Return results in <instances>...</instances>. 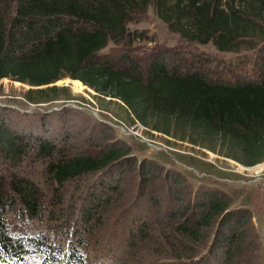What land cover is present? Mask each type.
<instances>
[{"label":"trees","instance_id":"obj_1","mask_svg":"<svg viewBox=\"0 0 264 264\" xmlns=\"http://www.w3.org/2000/svg\"><path fill=\"white\" fill-rule=\"evenodd\" d=\"M150 7L172 33L195 45L240 53L263 39L264 0H0V80L31 86L25 98L39 104L76 100L69 86L56 85L72 79L98 96L121 101L134 123L148 132L170 128L177 136H191L195 144L216 139L236 161L248 167L264 163V75L259 81L230 84L185 58L174 63L172 56L157 53L142 67L127 54L113 61L105 57L111 43L120 46L130 37L128 25ZM60 143L44 122L14 129L0 115V164L8 166L0 169V264H27L29 259L36 264H91L83 234L76 241H58L54 229L36 226L45 224L47 211L64 218L61 207L48 202L54 186L59 190L102 173L85 190L74 214L76 222L95 228L120 192V183L107 179L111 168L124 171L136 163L118 146L98 157H73ZM36 162L43 169L34 170ZM150 165L140 167L148 170ZM42 176L47 183L37 181ZM196 195L184 214L176 211L168 221L177 229L174 257L193 258L204 247L207 229L216 226L206 264H260L249 209L231 208L223 194L206 187ZM143 222L138 219L133 228L148 237L150 226ZM134 237L136 242L139 236Z\"/></svg>","mask_w":264,"mask_h":264},{"label":"rangeland","instance_id":"obj_2","mask_svg":"<svg viewBox=\"0 0 264 264\" xmlns=\"http://www.w3.org/2000/svg\"><path fill=\"white\" fill-rule=\"evenodd\" d=\"M128 28L131 35L123 44L111 43L104 51L108 60H117L127 54L146 67L154 54L161 53L172 56L174 63L181 58L195 66L199 62L201 71L230 84L259 81L264 75V35L260 41L253 42V49L240 53L221 52L212 44L185 42L169 30L153 7L145 16L134 18ZM73 81L66 79L56 85L69 86L76 100L35 104L25 98L31 86L2 79L0 115L14 129L44 122L63 142L60 145L66 144L73 157H98L113 145L126 150L136 164L124 171H117L118 166L111 168L107 179L120 183V192L114 197L113 207L97 220L95 228H85L74 220V214L85 190L91 183L98 182L102 173L86 175L59 190L54 186L48 202L61 207L64 218L57 219L47 211L45 224L42 227L37 225L36 230L54 229L58 241L60 238L76 241L81 236L79 234H83L91 264H192L200 260L206 264L216 226L207 229L204 247L201 246L193 258L178 260L186 257H174L173 242L176 247L179 244L173 230L177 229L168 223L175 219L177 212L184 214L188 201L191 204L199 188L206 187L223 194L231 201V208L249 209L251 226L260 244L261 251L257 255L260 264H264V163L248 167L228 155L227 149L219 146L216 139L212 144H195L190 140L193 139L191 136L190 139L181 134L177 136L170 128L167 133L148 132L139 122L134 123L121 101L98 96L87 86L82 88ZM143 162H151L148 170L140 167ZM36 163L32 166L34 170L43 169L40 162ZM260 165L263 168L260 169ZM6 168V164H0L2 171ZM37 181L47 183L46 176L37 178ZM191 214L195 216L197 213L192 210ZM138 219L149 223L148 237H142L133 228ZM135 235L139 236L136 242L133 241ZM27 264H36V261L29 259Z\"/></svg>","mask_w":264,"mask_h":264}]
</instances>
